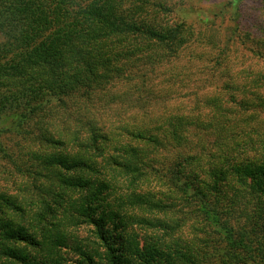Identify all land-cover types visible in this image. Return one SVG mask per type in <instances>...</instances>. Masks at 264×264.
Returning a JSON list of instances; mask_svg holds the SVG:
<instances>
[{
  "label": "trees",
  "instance_id": "16d2710c",
  "mask_svg": "<svg viewBox=\"0 0 264 264\" xmlns=\"http://www.w3.org/2000/svg\"><path fill=\"white\" fill-rule=\"evenodd\" d=\"M163 12L0 0V264H264V20Z\"/></svg>",
  "mask_w": 264,
  "mask_h": 264
},
{
  "label": "rangeland",
  "instance_id": "374dc122",
  "mask_svg": "<svg viewBox=\"0 0 264 264\" xmlns=\"http://www.w3.org/2000/svg\"><path fill=\"white\" fill-rule=\"evenodd\" d=\"M168 8L159 16L171 22L217 21L218 30L226 33L227 19L242 20L247 24L248 14L255 13V19L264 20V0H156ZM146 5V4H144ZM149 6V5H146ZM151 10L152 7H147ZM244 12V13H243ZM245 14V15H244ZM245 35V34H242ZM1 42V38H0Z\"/></svg>",
  "mask_w": 264,
  "mask_h": 264
}]
</instances>
